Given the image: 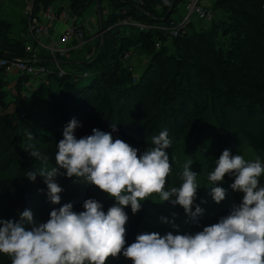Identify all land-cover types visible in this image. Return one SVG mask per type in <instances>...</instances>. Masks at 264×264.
I'll list each match as a JSON object with an SVG mask.
<instances>
[{"label":"trees","instance_id":"1","mask_svg":"<svg viewBox=\"0 0 264 264\" xmlns=\"http://www.w3.org/2000/svg\"><path fill=\"white\" fill-rule=\"evenodd\" d=\"M19 1L18 6L11 3L21 7V14L6 10L0 1V58L27 59L31 54L27 43L33 41L27 37L29 21L40 20L49 5L61 11L65 6L60 1L69 5L76 18L95 2L99 27L96 34L87 33L85 44L57 55L63 74L47 53L49 63L42 60V64H50L52 72L36 89L30 85L33 76L18 74L13 93L8 72L0 66V218L16 219L18 211L27 208L35 220L45 222L52 208L68 202L74 211L83 210L78 196L86 190L75 177H56L63 191L60 202L52 204L42 178L37 175L29 181L23 175L55 166V144L73 117L79 122L74 130L77 138L90 135L93 128L111 132L112 125L117 129L113 138L129 145L133 139L145 141L167 129L174 143L186 148L185 157L191 151L195 157L203 155V171L198 168L206 180L224 149L238 154L248 147L264 164V0H215L212 21L194 19L181 37H171L159 26L180 19L182 15L173 18V13L186 0H170L168 5L163 0ZM127 17L150 27L121 24ZM195 21L202 23L195 25ZM15 30L20 32L18 37ZM91 37L97 40L92 49ZM129 51L134 53L125 59ZM137 53L149 58L139 73L132 61ZM26 131L32 133L31 141ZM26 143L47 160L31 157L23 148ZM229 178L225 174L224 179ZM260 182L264 184V175ZM198 190L197 202L203 199L202 187ZM97 192L106 211L114 201L105 192ZM125 211L127 246L144 226L154 229L157 209L142 203L135 214L128 206ZM0 264H11V260L0 254ZM106 264H112L111 256Z\"/></svg>","mask_w":264,"mask_h":264},{"label":"clouds","instance_id":"2","mask_svg":"<svg viewBox=\"0 0 264 264\" xmlns=\"http://www.w3.org/2000/svg\"><path fill=\"white\" fill-rule=\"evenodd\" d=\"M163 3L168 5L170 0ZM78 126L74 117L64 126L62 139L55 144V166L23 175L29 181L39 175L52 204L61 200L59 175L95 185L114 202L105 211L101 202L88 198L78 212L71 202L64 203L52 208L45 222L35 220L27 208L18 211L16 219L0 218V254L7 255L11 264H106L108 257L118 254L131 258L132 264H264V184L260 182L264 164L259 158L248 160L224 149L215 160L207 175L212 200L220 203L225 198L226 189L220 186L225 174L232 178L228 188L243 194L217 222L194 233L141 232L125 246V207L135 214L153 193L159 202L181 206L192 221L203 214L195 203L201 186L190 167L193 161L184 163L179 185L166 188L171 172L167 149L172 145L167 129L153 136L152 147L138 155L136 147L113 138L115 126L110 125L111 132L93 128L90 135L77 138ZM26 137L31 141L33 135L26 131ZM23 148L36 160H47L31 143ZM159 219L172 223L165 216Z\"/></svg>","mask_w":264,"mask_h":264},{"label":"rangeland","instance_id":"3","mask_svg":"<svg viewBox=\"0 0 264 264\" xmlns=\"http://www.w3.org/2000/svg\"><path fill=\"white\" fill-rule=\"evenodd\" d=\"M11 2H13L16 6H18L17 3L18 4L20 3L19 0H14V1L13 0L12 1L2 0V5H4V7H6L5 9L8 11L17 12V14H21L22 13L21 7L13 6L14 4ZM184 5L185 4L183 3L180 4L178 11L173 13V18H177L185 13ZM30 8L31 6L30 4H28L26 8L27 12L30 11ZM75 20L77 21V25H81L82 23H85L84 24L86 25V27L84 26L85 28L89 27L87 23L89 21L92 22L93 24H96V28L93 29L91 32V34H96V31H97L96 29L99 27V15L97 14V11H96V3L95 2L91 3L86 8L85 12L83 13V16L78 17V18L75 17ZM200 23L202 22L195 21L194 24L200 25ZM18 28H22V25H18ZM19 33L20 32L18 30H15V34L17 37L19 36ZM27 37L31 39L29 35ZM88 42L92 46L91 49L93 47H96L97 45L96 38L89 39ZM33 51L36 52L35 50ZM37 52H40V51L37 50ZM148 60L149 58L145 54H139V53L134 54L133 59H132L133 65H134V71L137 73L141 72L145 68V66H147ZM13 71L14 70L8 72V76L10 78V89L12 90L13 93H15L16 91H15L14 83L18 75L14 74ZM31 83L33 85L31 89L32 88L36 89L39 87L40 84H42V79L41 77H33V80L31 79ZM29 103L30 101L27 102V104ZM12 108L13 106L10 107V109ZM252 126L256 128L257 126L256 121L252 120ZM152 137L153 136H151L150 139H146L145 141L133 139L131 140L130 145L133 147H136L139 150L138 151V155H139V152L144 151L146 148L152 147V144H151ZM171 140H172V145L170 146L169 149H167L169 153V157H170L171 172L169 176L166 178L165 187L167 188L169 184H172L175 186L179 185V183L181 182L180 176L183 171V165H184L183 163L191 159L193 161V164L190 167L193 171L197 173L198 186H201L203 189L201 192L203 199L199 202L195 201V203L199 204V206L202 209H204V211H203V214L200 215L196 221H192L187 217V215L183 211V208L179 205L173 206L168 201H163V202H160L159 205H155L154 201L152 200H154L155 198H158V196L157 194L153 193L151 196L147 197L146 200H144L142 203L147 208L151 207V208L157 209L156 211L157 215H155L154 219H152L155 222L153 223L152 221V224H155L154 229L150 228L149 226H144V228L142 229V232H158L161 235H163L169 231L173 232V234H176L177 231H179L180 234H183L184 232L194 233V232L200 231L202 230L204 226L217 222L218 219L224 215V214H221L223 212L222 209H224L225 212L228 214L229 208H231V206L234 203H239V198L241 197L240 194H242L240 192H233L230 188H228V185L232 182V178H229L228 181L224 179V182L222 183V185L226 189L228 188L229 192L226 193L225 198L220 203L214 202L209 194L210 186H207V180L205 179L203 174L199 172V168H198L200 167L203 171L204 158L201 157L203 155L200 154V156L195 157L194 156L195 152L191 151L190 153H188V156L185 157L186 148L178 146L177 144L174 143L173 139ZM244 148L245 149H242L241 152L239 151L238 154L244 156L245 159L254 160L256 158H259V156L255 154L250 148L248 147H244ZM81 184H82L81 186L84 185L86 192L83 193V196L77 195L79 198L78 200L80 204L83 203V201L88 198H94L96 200H99L98 199L99 195H96L95 193L97 192V189H98L97 186L85 185L83 183ZM98 192H102V190L98 189ZM198 195H199V190H197L196 198L198 197ZM156 200L158 201V199ZM160 205H162V207H160ZM173 214L175 215L173 216ZM160 216L167 217L169 220L172 221V223L162 222L159 219ZM173 225H175L176 227L174 228ZM111 262L112 264H132L131 258H125L121 254H118L116 258L111 257Z\"/></svg>","mask_w":264,"mask_h":264},{"label":"built area","instance_id":"4","mask_svg":"<svg viewBox=\"0 0 264 264\" xmlns=\"http://www.w3.org/2000/svg\"><path fill=\"white\" fill-rule=\"evenodd\" d=\"M141 3V0H137ZM215 0H186L185 2V13L182 17L169 26H159V29L165 30L171 37H181L184 36L189 25L194 21V19H199L205 22H210L215 16V10L213 9V2ZM68 8H64L59 11L55 6L49 5L43 11V19L47 23H34L29 21L28 31L34 36H41L48 31L50 22L57 19L69 20L72 17V13L69 12ZM72 20L70 25L63 31L60 37L55 40L50 46L46 48L49 50L55 68L58 69L59 74H63L64 70L60 65L57 55H67L68 52L76 47H80L86 42L87 31L82 26L75 23ZM121 24L136 26L140 28H148L150 26L140 23L131 17H127L121 21ZM102 34V32L100 33ZM31 52L27 59H7L0 58V66L5 67L7 72L14 70L18 74L29 75L33 77H41L42 82H46V76L52 72L46 65L42 64V59L38 57V52L35 47L27 46L26 48ZM35 50L36 52H34ZM133 51H129L125 54V59H130ZM26 96L27 93H24Z\"/></svg>","mask_w":264,"mask_h":264},{"label":"crops","instance_id":"5","mask_svg":"<svg viewBox=\"0 0 264 264\" xmlns=\"http://www.w3.org/2000/svg\"><path fill=\"white\" fill-rule=\"evenodd\" d=\"M62 4H64L65 8H68L69 5L67 3H65L64 1H60ZM72 17H75L73 14H72ZM74 18H70L69 20H65L64 18L62 19H57L53 22H50L49 24V28H48V31L41 35V36H34L32 35L30 32H29V35L30 37L32 36L33 38V41L32 42H28V46H32V47H35L38 51H40V54L43 56V57H46L45 59H42V60H50L47 53H49V50L46 48L47 46H50L55 40H57L60 35L63 33V31L70 25V23L72 22ZM75 20V19H74ZM36 22L42 24V23H47L46 20L43 19V11L42 13L40 14V20H36ZM75 23L77 24V21L75 20ZM88 23V26L86 29L88 30V33H91L93 29L96 28V24H93L92 22H87ZM85 23H82L81 25L79 26H85L84 25ZM84 27V28H85ZM97 30V29H96ZM95 37V36H94ZM94 37H91L90 39H93ZM31 41V40H30ZM34 42H36V44L34 45ZM45 48L47 50V52L43 49ZM47 63H49V61H47ZM51 66L50 64L48 65L47 64V67ZM14 74L18 75V73L14 72ZM32 86V84H30ZM30 86V87H31Z\"/></svg>","mask_w":264,"mask_h":264},{"label":"bare ground","instance_id":"6","mask_svg":"<svg viewBox=\"0 0 264 264\" xmlns=\"http://www.w3.org/2000/svg\"><path fill=\"white\" fill-rule=\"evenodd\" d=\"M80 4V3H79Z\"/></svg>","mask_w":264,"mask_h":264}]
</instances>
